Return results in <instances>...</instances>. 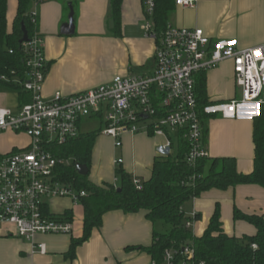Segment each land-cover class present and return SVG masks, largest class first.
<instances>
[{
    "label": "crops",
    "instance_id": "1",
    "mask_svg": "<svg viewBox=\"0 0 264 264\" xmlns=\"http://www.w3.org/2000/svg\"><path fill=\"white\" fill-rule=\"evenodd\" d=\"M73 7L75 33L67 36L62 34L70 15L67 0H45L33 6V12L38 14V31L44 39L49 64L43 88L45 99H51L58 92L71 96L108 84L118 76L145 74L153 70L157 41L148 36L144 27L151 22L156 32V25L147 16L145 0H123L119 22L112 18L111 0H76ZM18 8L19 0H7L8 34L13 32ZM169 25L201 29L212 43L231 41L241 49L264 46V0H198L195 9L176 5ZM205 77L209 106L240 98L231 61L210 70ZM5 90L8 89L0 88V109L9 110L8 105H12L11 109L17 112L27 103V96L21 97L17 93L18 105L15 104V99ZM208 122L206 149L209 158H234L240 173H252L255 159L253 121L229 120L214 115L208 117L207 125ZM99 123L88 120L81 125V135L99 134L89 181L97 186L105 183L119 185L118 168H122L132 180L148 181L166 139L147 133L125 135L122 147L116 148L112 138L100 135ZM94 125L98 126L86 129ZM8 135L16 136L20 142L10 143V147L0 154L30 144L25 135ZM118 160L123 161L122 165H116ZM217 209L228 236H255V227L244 221H235L234 212L238 210L247 216L264 218V188L241 185L227 191L214 189L185 204L183 211L190 218V230L195 237L205 234ZM69 211L73 213V232L69 235H38L36 244L20 239L12 226L0 229V264H151V256L136 249L151 247L155 232L166 233L170 229L162 223L153 224L144 211L136 214L109 212L103 217L102 226L93 230L90 239L79 246L75 257L71 258L72 239H80L84 234V208L68 198L51 200L47 206V213L51 215H65ZM193 215H199L200 220L193 219ZM39 244L46 246V255L35 252Z\"/></svg>",
    "mask_w": 264,
    "mask_h": 264
},
{
    "label": "built area",
    "instance_id": "2",
    "mask_svg": "<svg viewBox=\"0 0 264 264\" xmlns=\"http://www.w3.org/2000/svg\"><path fill=\"white\" fill-rule=\"evenodd\" d=\"M197 3L198 0L176 1L183 9H195ZM155 4L156 0H145L149 19L154 15ZM31 20L37 28V12H32ZM144 29L157 41L151 72L118 76L108 84L71 96L58 92L51 99L43 96L48 69L43 37L36 30L29 42L23 44L27 78L12 82L20 85L31 101L17 112L0 109V137L6 133L25 135L30 144L0 154V229L12 226L20 239L34 244L38 235L73 232V222L64 215L47 213L48 203L68 198L81 204L80 199L88 194L77 192L73 184L59 180L58 167L74 162L57 158L52 149L77 139L85 121H99L100 135L112 138L116 148L122 147L125 135L147 133L165 138L161 148L170 149L173 154L170 133L175 132L179 139L189 143L187 163L192 165L209 158L203 115L251 121L260 117L264 107V46L241 49L231 41L212 43L201 29L169 26L157 35L151 22ZM227 61L233 63L240 98L201 110L197 76ZM0 81L11 82L5 76H0ZM122 163L118 160L116 165ZM132 182L138 191H143L140 179L134 178ZM191 226L190 221L186 227ZM252 248L256 250L257 246ZM35 252L46 255L47 248L39 244ZM183 256L178 260L176 251L167 250L164 264H195L192 248H185Z\"/></svg>",
    "mask_w": 264,
    "mask_h": 264
},
{
    "label": "trees",
    "instance_id": "3",
    "mask_svg": "<svg viewBox=\"0 0 264 264\" xmlns=\"http://www.w3.org/2000/svg\"><path fill=\"white\" fill-rule=\"evenodd\" d=\"M44 1L19 0L14 29L8 34L7 0H0V76L11 80L0 81V88L13 90L21 97L27 96L28 101L25 104L30 103V95L24 93L20 85L12 82L14 79L25 81L28 73L26 55L23 45L20 44L23 38L22 25L25 26L29 37L38 31V25L36 28L32 24L31 15L34 4L39 5ZM122 4L123 0H111V15L115 22L120 21ZM175 7L176 0H156L151 19L154 20L158 34L170 26V15ZM48 70L49 64L47 73ZM205 74L201 73L196 78L197 98L201 110L210 105ZM207 119L208 117L203 115L205 123ZM253 124L255 159L252 173H240L234 158H208L189 165L187 154L190 145L180 139L177 153L160 155L155 160L152 176L144 182L143 191L135 188L130 175L122 168L116 171L119 185L105 183L97 186L89 181V175L83 177L78 174L77 164L85 165L91 170L98 133L82 134L63 146L54 147L52 151L57 158L72 159L74 162L70 166L58 167L59 180L73 184L77 192L84 191L88 194L80 199L84 208V234L80 239H72L69 256L74 258L77 248L90 239L94 229L102 226L105 214L113 211H123L126 214L144 211L153 224L162 223L170 228L166 233L155 232L151 247L136 249L149 254L152 261L158 264H164L167 250L176 251L178 260L183 259V251L187 247L195 252V264H264L263 217L247 216L235 210V221L247 222L257 231L255 236L237 238L224 232L220 211L217 209L205 234L195 237L186 227L190 218L183 211L185 204L210 190L227 191L241 185H258L264 188V107L260 117L253 120ZM64 217L72 221L73 213L69 211ZM195 220H200V216L196 215ZM253 245L257 246L256 250L252 248Z\"/></svg>",
    "mask_w": 264,
    "mask_h": 264
},
{
    "label": "water",
    "instance_id": "4",
    "mask_svg": "<svg viewBox=\"0 0 264 264\" xmlns=\"http://www.w3.org/2000/svg\"><path fill=\"white\" fill-rule=\"evenodd\" d=\"M67 1L69 3L70 15H69L68 23L62 29V34L70 36L75 33V11L73 7V2H75L76 0H67ZM111 24L113 25V22H111ZM22 31H23V38L20 41L21 45L29 42V35L24 25H22ZM159 153L163 156H169L171 155V150L160 148ZM76 169L80 176L87 177L89 175V169L85 165L77 164Z\"/></svg>",
    "mask_w": 264,
    "mask_h": 264
},
{
    "label": "rangeland",
    "instance_id": "5",
    "mask_svg": "<svg viewBox=\"0 0 264 264\" xmlns=\"http://www.w3.org/2000/svg\"><path fill=\"white\" fill-rule=\"evenodd\" d=\"M140 74L142 75V73H139L138 75H140ZM5 91H8V93H9V95H11L12 99H15V104L17 103V105H18V100L16 102L17 92H15L13 90H9V89L8 90H5ZM240 94L241 93H240V90H239V95ZM8 108H9V110H11L13 112H16L15 109H11L12 108V105H8ZM218 116H220V115H217V117ZM93 121H95V120H93ZM100 125L101 124L99 123V126ZM97 126L98 125H94L93 127L92 126H87L86 129H93V128L97 127ZM208 126H209V122H208V125L206 123V129H207ZM170 134H171V138H172V144H173L174 151L175 150H178L179 149V136L175 132L174 133L172 132ZM19 142H20V139L19 138H17L16 136L15 137L14 136L12 137V136L8 135V133H6L2 137H0V151H6L7 148L10 147L9 146L10 143H19ZM21 143H22V141H21ZM90 178H92V175L90 176ZM63 207H64V205H63ZM76 213H78V211H76Z\"/></svg>",
    "mask_w": 264,
    "mask_h": 264
}]
</instances>
